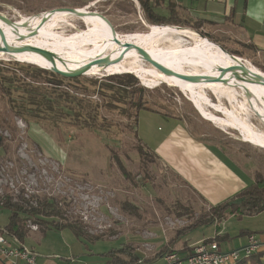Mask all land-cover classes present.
<instances>
[{
    "label": "rangeland",
    "instance_id": "1",
    "mask_svg": "<svg viewBox=\"0 0 264 264\" xmlns=\"http://www.w3.org/2000/svg\"><path fill=\"white\" fill-rule=\"evenodd\" d=\"M62 7H84L105 15L116 29L115 34L146 33L151 25L142 13L119 0H0V14L16 23ZM47 16L48 20L43 25L40 24L42 17L21 28L8 30L0 38L4 42L9 39L12 44L45 48L64 58L78 56L84 48L102 38L96 22L90 17L68 13ZM99 17L107 31L113 33L107 21ZM8 25L13 24L0 18V27ZM181 28L195 31L228 54L235 55L231 56L241 76L256 79L245 69V65H249L254 68L255 74L263 78L264 61L250 47L204 31L202 34L190 27ZM34 29H39L38 33L31 35ZM161 30L158 27L153 30L157 42L161 41L156 31ZM170 40L172 42L162 46L152 41L144 42L150 52L161 55L198 51L186 34H175ZM123 48L126 50L125 45ZM201 48L212 49V54H217L219 50L206 41H203ZM124 50L117 56L120 65L116 68L107 61L94 63L86 71L87 75L79 76V85L90 88L92 100L103 104L98 125L94 127L72 116L60 118L42 108L41 113L45 116L36 117L31 113L33 107H24L21 91L13 92L15 102L11 103L0 87V134L6 136L5 144L0 148V194L8 191L15 198L21 194L29 199L34 194L40 198H55L59 211L64 215L62 222L67 220L82 225L86 235L83 244L70 229H54L47 231L45 238H26V243L33 244L38 251L46 254L67 251L70 247L79 252L86 245L94 252L127 248L144 258L174 240L178 243L169 248L178 251L186 243L190 245L200 239L223 235L228 238L220 241L221 248L231 250L247 243V231L264 233V212L258 215L226 214L222 220L204 223L190 232L182 233V230L201 219L202 214L208 213L212 206L207 205L151 150L155 141L163 138L170 129L166 115L180 120L194 137L228 155L253 181L264 178V115L257 110L251 98L232 81L229 84L238 93L237 101L233 103L220 91L202 82L195 84L169 80L170 76H176L162 73L146 60L138 66L129 64L124 56L133 61L141 54L137 50L134 51L135 55L125 54ZM212 54L206 52L196 60L198 73L209 75L218 66L222 70L226 68L221 61H208ZM179 59L177 65L181 66L180 70L189 71L191 76H195L187 60L180 56ZM26 60L42 65L34 58L0 50L2 64L16 61L27 64ZM17 68L18 72H22L21 67ZM143 68L159 71L162 78H139L135 69ZM116 71L122 72L114 73ZM122 73L133 74L139 81L138 85L148 90L144 94V102L153 111L142 110L138 122L124 113L128 101L111 99V90L100 91L102 81L106 82L105 76ZM91 77L98 78V83H89ZM261 83L259 85L264 88V82ZM260 95L264 98V93ZM116 96L123 98L119 93ZM244 104H250L263 119L253 112L241 110L240 106ZM18 111L20 114H17ZM155 111L164 116L157 115ZM233 111L237 112L236 119L243 125L244 131L232 126L235 117ZM245 131L255 138L252 139ZM32 202L37 206L36 200ZM9 214L7 208L0 207V227L8 223ZM32 221L33 218L27 221L31 225L30 233L41 235L39 226ZM28 244L25 245L30 248ZM180 253L186 254L181 250ZM122 256L125 257L124 254Z\"/></svg>",
    "mask_w": 264,
    "mask_h": 264
},
{
    "label": "trees",
    "instance_id": "2",
    "mask_svg": "<svg viewBox=\"0 0 264 264\" xmlns=\"http://www.w3.org/2000/svg\"><path fill=\"white\" fill-rule=\"evenodd\" d=\"M129 3L135 9L132 0H119ZM145 9V17L153 25L160 26H178L190 27L194 30L203 33L200 22H190L187 20H173L157 15L151 7H148L146 1L140 0ZM78 8V7H76ZM173 16V15H172ZM107 26L110 27L109 24ZM169 27V26H167ZM186 29V28H185ZM197 37L218 47L217 44L209 39L200 36L195 31L189 30ZM238 57V56H237ZM10 64L11 66H8ZM39 65V64H38ZM13 66V67H12ZM20 68L22 72H18ZM42 66V65H39ZM46 67V66H43ZM48 68V67H47ZM122 72V71H116ZM115 73V72H114ZM264 77V72H263ZM79 77L70 78L54 73L50 70L36 67L32 64H20L18 61L3 63L0 62V87L3 93L8 96L9 102L13 103V92L19 90L22 92L23 105L31 108L32 115L40 117L41 108L45 111L55 113L60 118L72 116L75 120L84 122L87 126L98 125V117L103 104L94 101L91 98L90 88L79 85ZM103 83L100 85V91H112L111 99L119 101L123 99L128 101V108L124 111L129 118H135L138 122L139 114L142 110L153 111L146 106L144 102V94L148 91L145 87L138 85L139 81L136 76L130 73L112 74L104 77ZM88 82L98 83V78L91 77ZM122 94L123 98L117 97L116 94ZM26 101V104H25ZM112 103V102H111ZM115 105H119L115 103ZM35 108H38L37 110ZM40 109V110H39ZM156 112V111H155ZM159 113V112H157ZM17 114H20L19 111ZM0 134V148L6 141V136ZM18 198V199H16ZM15 196L12 193L0 194V207H5L9 210L8 224L3 228L8 236H12L24 244L25 237L30 233L31 227L27 224L30 218H33L32 223L39 226L42 232L48 229H70L75 237L79 239L86 238L83 227L67 220L62 222L64 216L59 211L58 202L55 198H40L39 195H31V198H26L23 194ZM36 200L37 206L33 205ZM264 212V178H256L240 192L230 199L213 205L208 213L202 214L201 219L191 225L189 228L182 230V233L190 232L195 227L204 223H213L215 221L226 218V214L231 215H258ZM49 218H53L49 220ZM59 218V220H54ZM67 219V218H66ZM255 233L247 231L246 235ZM228 238L227 236L216 235L214 238H209L206 241L217 240L218 242ZM172 241L170 245H175L178 242ZM168 244L161 250L162 253L174 252L175 250L168 249ZM108 254L116 264H138L140 262L135 251L130 252L127 248H114ZM125 255L122 256V255ZM250 264H264V251H259L252 255L249 260Z\"/></svg>",
    "mask_w": 264,
    "mask_h": 264
},
{
    "label": "crops",
    "instance_id": "3",
    "mask_svg": "<svg viewBox=\"0 0 264 264\" xmlns=\"http://www.w3.org/2000/svg\"><path fill=\"white\" fill-rule=\"evenodd\" d=\"M132 1L135 9L145 17V9L140 0ZM144 1L160 17L200 22L202 30L207 34L224 37L236 44L248 46L264 61V0ZM215 48L222 51L219 46ZM157 115L163 114L157 113ZM165 117L169 119L168 133L156 140L153 148H149L188 186L194 189L207 205L213 206L230 199L253 181L228 155L194 137L180 120L166 115ZM50 230L54 229L41 232V235L29 233L25 237L24 244H28L26 238H34V240L36 237L45 238L44 235H47V231ZM8 239L10 243L18 244L14 237L8 236ZM207 239L209 238L200 239L190 245L184 243L185 245L175 252L185 257L195 244ZM77 240L83 244L85 242L83 239L77 238ZM37 241L40 242V239ZM167 244L169 248L170 243L167 242ZM167 244H164L158 252L156 251L151 256H144V258L135 252L142 262L138 264H164L163 255L166 253L161 254V250ZM29 246L36 253V264H116L108 254L114 248L94 252L84 245L86 248H81L79 252L70 247L67 251L46 254L38 251L33 244ZM180 250L186 254L181 255ZM0 264H2L1 260ZM19 264L27 263L20 260Z\"/></svg>",
    "mask_w": 264,
    "mask_h": 264
},
{
    "label": "bare ground",
    "instance_id": "4",
    "mask_svg": "<svg viewBox=\"0 0 264 264\" xmlns=\"http://www.w3.org/2000/svg\"><path fill=\"white\" fill-rule=\"evenodd\" d=\"M78 9H80L81 11H84V12L90 11L89 9L84 8V7H80ZM67 13L71 14L70 12H67L64 10H56L54 12L48 11V12L41 13L39 15H33V16H30L29 18L27 17V19L21 20L20 22H17L13 25L0 27V35L2 36V34L8 30L16 29V28L18 29V28H21L25 25H28L29 23L36 21V20H38V19H40L46 15H63V14H67ZM83 17H90L91 19L94 20V22H96L97 27H98L99 36L102 38L96 40L93 44L84 48L80 52V54H78V56L75 55V56H70V57L64 58L63 56L59 55L61 57V59H56V64L58 65V67L64 71H69V69L75 70V69L81 68V66H84L88 62H91V60L96 61L100 58L107 59V63L110 64L111 66H113L114 68L119 66L120 65L119 57H117V56H118V54H120V52L122 50L125 49V48H123L124 45L122 43H118V42L115 43L116 42L115 38H114L115 34L107 31V27L101 21L100 17L97 14H88V15L83 16ZM168 26L169 27L160 26V25H150V28L146 33H135V34L134 33H127V34H118L117 33L116 36L122 42L131 41V42H134L138 45L143 46L145 49H147L149 51L145 42L152 41V42H155V45H161L162 46V45H164V43L172 42V40H170V37H175V34H182V35L186 34V37L189 38L190 40H192L193 44L198 49L197 52L185 51V52H181V53H172V54H167V55H161L159 53H152L149 51L150 54L156 60L163 63L165 66H167L173 70H176V71H179V72H182L185 74H189V71L183 72L180 70L181 66L177 65L180 62L179 56L183 57L189 63V67L195 73L196 77H209L210 78V80H197V81H190V82L195 83V84H199V82H202V84H205V85L211 87V89H214L215 91L217 90L218 92L220 91L225 97L230 99L232 103L237 101V94L238 93L236 92L235 88H233L229 83L232 81L234 85H236V84L240 85V88H242V90L245 92V94H247L251 98V101L254 104V106L257 108V110L260 111L264 115V106H262L264 103V98L260 95V93H264V88L262 85H259L261 82L262 83L264 82V77L260 78L258 74H255L254 68L252 66H249V65H245V69L248 71V73L253 74V77H256V79L250 80L248 77L241 76L240 73L238 72V70L235 66L234 60L232 58V56H235V55H232L230 53L228 54V52L225 51L224 49H222V51H219L216 49L217 54H212L213 53L212 49L201 48L204 40L197 37L192 32L188 31L185 28H180V27L170 26V25H168ZM157 27L162 29L161 31H156V34L159 35L161 42H157L156 36L153 34V30ZM5 41H7L9 43L4 42V39L0 38V46L4 45V46L12 47V48L13 47L22 48L18 51H11L10 50V51H6V52H10V53L16 54L18 56H24L25 58H30V59L34 58L37 62H42V67L46 66L44 68L48 67V69H50L53 67V62L50 59H48L45 55H43V53H40L38 51L31 49L32 46H26L23 44H12L13 42L10 41L9 39L5 40ZM135 50H137V49L132 48L130 50L126 49L124 51H125V54L128 53V54L135 55L134 54ZM152 50H153V48H152ZM155 50H156V48H155ZM2 51H5V50H2ZM109 52H111L113 54H117V55L112 56V55H110ZM206 52L212 54V55H210L211 58L208 59V61H210V62H213L215 60L221 61L224 63L226 68H224L222 70V67L218 66L217 70L215 72H213V74H209V75H204V74L198 73V69L196 68L195 62L202 54H204ZM141 55H137L136 58L133 59V61H130L129 57H127V56L126 57L124 56V58L129 62V64L138 66L141 64V61L145 60L143 55L142 56ZM171 58H173V59H171ZM121 59H123V58H121ZM225 60H227V61H225ZM26 61L37 64L36 62H33V61H29V60H26ZM229 63L231 64L230 66H229ZM124 72H129V71H124ZM115 73H118V72H115ZM133 73H134V71H133ZM135 73L137 74V76L139 78H146L147 80L156 79V78L161 79L162 78L159 75V71H149V70H145L144 68L143 69H135ZM168 79L169 80L174 79V80H177L179 82L189 81V80H185L182 78H178L177 76L176 77L170 76ZM260 79H261V81H260ZM256 80H259V82H256ZM240 108H241V110H245L248 113L253 112V114L255 113L258 116V118L263 119V117H261L258 114V111L255 110L250 104H244V105L240 106ZM233 114L235 117H233L234 118V124L232 126H234L235 128H239V129L244 131L243 125H240L238 120L236 119L238 116L237 112L233 111ZM228 121L230 122V120H228ZM245 127H247V126H245ZM245 134L249 135L246 131H245ZM249 136L252 139L255 138L252 135H249Z\"/></svg>",
    "mask_w": 264,
    "mask_h": 264
},
{
    "label": "built area",
    "instance_id": "5",
    "mask_svg": "<svg viewBox=\"0 0 264 264\" xmlns=\"http://www.w3.org/2000/svg\"><path fill=\"white\" fill-rule=\"evenodd\" d=\"M14 239L18 244L10 243L8 235L0 227L1 263L19 264L20 260H24L27 264H36V253ZM259 251H264V233L247 235V243L240 248L222 250L217 240H202L185 257L176 252L166 253L163 257L164 264H250L252 255Z\"/></svg>",
    "mask_w": 264,
    "mask_h": 264
},
{
    "label": "water",
    "instance_id": "6",
    "mask_svg": "<svg viewBox=\"0 0 264 264\" xmlns=\"http://www.w3.org/2000/svg\"><path fill=\"white\" fill-rule=\"evenodd\" d=\"M54 10H64V11H67V12H70L71 14L77 16V17H83V16H86L88 14H97L99 16H101L102 18H104L107 23L110 25L113 33L115 34V28L113 26V24L111 23V21L103 14L97 12V11H92L90 10L89 12H84V11H81L80 9L78 8H74V7H62V8H58V9H53L51 11L54 12ZM0 18L6 22V23H9V24H14L16 23V21H12L11 19H9L7 16L5 15H2L0 14ZM48 20V16H44L42 18V21L40 22V24H44L46 21ZM38 30L39 29H34L32 30L31 32V35H36L38 33ZM20 37L22 38L23 35H20ZM115 41L118 42V43H122L123 45H125L126 49L127 50H130L132 48H135L137 49L140 54L143 55V57L145 58V60L147 62H149L150 64H152L153 66H155L159 71H161L162 73H165V74H168V75H173V76H177L178 78H182V79H185V80H189V81H197V80H210L209 77H196V76H191L190 74H185V73H182V72H179V71H176V70H173L167 66H165L163 63L159 62L158 60H156L151 54L150 52L145 49L143 46L141 45H138L136 43H132V42H122L115 34ZM22 48H18V47H9V46H0V50H5V51H18ZM31 49L35 50V51H38L40 53H43V55H45L48 59H50L52 62H53V67L48 69V68H44L42 66H38L37 64H34V63H31V62H28V63H31L33 65H37L38 67L40 68H43V69H46V70H50L54 73H57V74H60L62 76H65V77H79L81 75H87L86 74V71L91 68L93 65H95L96 63H102V62H106L107 59H98V60H91V62H88L87 64H85L84 66H82L81 68H78V69H75V70H70L69 71H64L62 69H60L58 67V65L56 64V59H61V57L56 54L55 52L53 51H50L48 49H45V48H40V47H31ZM95 63V64H94Z\"/></svg>",
    "mask_w": 264,
    "mask_h": 264
}]
</instances>
